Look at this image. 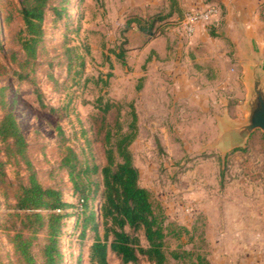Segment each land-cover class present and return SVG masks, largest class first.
I'll list each match as a JSON object with an SVG mask.
<instances>
[{"label":"rangeland","instance_id":"1","mask_svg":"<svg viewBox=\"0 0 264 264\" xmlns=\"http://www.w3.org/2000/svg\"><path fill=\"white\" fill-rule=\"evenodd\" d=\"M150 1L65 0L60 5L63 17L47 14L38 56L24 66L19 0H0V118L12 111L28 143L25 157L6 156V144L0 140V264H26L11 241L20 220L6 212H14L15 194L21 184L28 185L30 173L74 204L63 210L68 216L59 237L61 264H92L95 231L83 223L62 159L71 147L81 161L106 165V150L120 138L117 123L121 134L130 132L133 109L138 119L130 150L140 184L172 220L183 224L193 214V241L185 234L178 241L170 239L169 247L196 246L209 256L206 233L213 214L214 231L219 212H232V236L240 235V244L253 248L242 256L264 264V132L255 131L244 146L226 154L211 147L221 135V117H245L241 74L234 87L232 82L226 87L206 63H196L189 53L177 57L173 45L168 44L171 57H160L154 50L166 46L160 37L164 14L154 12ZM153 15L159 17L151 34L138 22L127 27L129 19L145 23ZM121 49L126 65L115 54ZM184 64L198 67L187 71ZM17 72L29 75L19 80ZM107 103L111 107L105 111ZM89 204L93 212L99 211L98 199ZM47 242L44 228L31 248L38 264H46L42 248ZM174 260L170 256L167 264H184ZM109 264L121 261L110 253Z\"/></svg>","mask_w":264,"mask_h":264},{"label":"trees","instance_id":"2","mask_svg":"<svg viewBox=\"0 0 264 264\" xmlns=\"http://www.w3.org/2000/svg\"><path fill=\"white\" fill-rule=\"evenodd\" d=\"M64 2L65 0H19L24 28L18 35L25 55L24 66L35 62L38 56L45 39L47 14L52 11L57 18L63 17L65 9L60 5ZM158 17L153 15L152 20L145 23L138 18L129 19L127 27L138 22L143 32L151 34ZM115 54L126 65L124 49ZM28 75L19 72L18 79L23 80ZM110 107L107 103L104 110L108 111ZM133 111L130 132L121 134V124L117 123L120 138L115 147L111 146L106 150V165L81 161L71 147L62 159L61 165L68 170L74 194L78 195L82 207L83 223L85 226L91 225L95 231L90 246V262L109 264V254L114 253L121 264H142L143 261L148 264H167L170 256L184 264L187 260L191 261L190 264H212L209 256L199 253L196 246L186 248L183 244H178L176 248L169 247L170 239L178 241L185 234L190 235V241H193L196 228H189L172 220L160 205L155 204L151 191L140 184V172L130 150L136 137L138 119L135 109ZM106 137L111 139V131L107 132ZM0 140L6 144V156L25 157L28 143L12 111L0 118ZM28 178V185L21 184L15 194V202L11 206L14 212H6V215L20 220V227L14 229L11 241L26 264H38L31 248L37 232L47 228L48 242L42 248L45 263L61 264L63 255L59 237L64 219L68 216L63 210L74 204L64 200L61 190L44 187L35 173H30ZM96 199L100 207L99 211L93 212L89 203ZM101 227L103 233L100 231Z\"/></svg>","mask_w":264,"mask_h":264},{"label":"crops","instance_id":"3","mask_svg":"<svg viewBox=\"0 0 264 264\" xmlns=\"http://www.w3.org/2000/svg\"><path fill=\"white\" fill-rule=\"evenodd\" d=\"M211 3L220 6V14L207 27L200 25L191 38L185 36L181 24L184 13L188 10H203ZM150 4L154 12H162L166 16L161 22L163 34L160 36L164 40H161V43H165L166 46L160 47V50L153 48L156 49L154 51L160 57H171V48L168 47L170 44L177 49L179 53L177 57L187 56L186 53H189L196 63H206L209 68L218 72L223 77L222 84L226 87H229L231 82L234 87L237 74L240 73L246 90L242 95L244 98L242 106L246 112L248 89L244 80L247 70L244 56L247 50L261 58L264 65V0H151ZM231 56L232 63H229ZM185 67L187 71H194L196 69L190 68H197L198 65L190 68L185 65ZM193 80H187L188 84L191 85ZM227 118L232 122H241L229 115ZM215 215L216 213L213 214V222L212 219L210 220L212 227L209 226L206 233L210 245L211 263L256 264L241 254L251 251L252 246L240 244V235L232 236V223L229 222L232 220V212H219V226L213 231L214 221L217 219ZM185 222L183 224L189 227L193 222V214L185 218Z\"/></svg>","mask_w":264,"mask_h":264},{"label":"water","instance_id":"4","mask_svg":"<svg viewBox=\"0 0 264 264\" xmlns=\"http://www.w3.org/2000/svg\"><path fill=\"white\" fill-rule=\"evenodd\" d=\"M244 57L247 68L244 80L248 89L245 120L236 123L227 117H221V135L216 143L211 145L212 148L219 147L224 154L244 146L255 131L264 132V65L261 58L247 50Z\"/></svg>","mask_w":264,"mask_h":264},{"label":"built area","instance_id":"5","mask_svg":"<svg viewBox=\"0 0 264 264\" xmlns=\"http://www.w3.org/2000/svg\"><path fill=\"white\" fill-rule=\"evenodd\" d=\"M220 6L209 4L203 10H188L182 19V30L188 38L194 36L200 25L208 26L220 14Z\"/></svg>","mask_w":264,"mask_h":264}]
</instances>
